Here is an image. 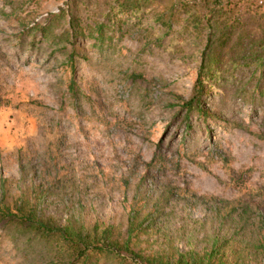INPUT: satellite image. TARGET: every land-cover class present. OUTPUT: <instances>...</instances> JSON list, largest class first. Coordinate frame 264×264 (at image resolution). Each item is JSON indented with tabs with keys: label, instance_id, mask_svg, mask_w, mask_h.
<instances>
[{
	"label": "rangeland",
	"instance_id": "rangeland-1",
	"mask_svg": "<svg viewBox=\"0 0 264 264\" xmlns=\"http://www.w3.org/2000/svg\"><path fill=\"white\" fill-rule=\"evenodd\" d=\"M128 1L141 8L140 22L111 23L117 0H0V173L16 184L21 160L26 188L58 170L43 208L63 218L82 211L88 224L112 225L120 241L136 192L173 191L182 201L167 208L171 224L199 219L202 246L216 224L212 204H197L195 193L264 206V75L226 55L223 79L204 97L208 118L187 120L179 99L192 94L206 41L188 14L204 13L202 1ZM232 1L264 11V0ZM172 6L170 32L153 16ZM245 17V31L260 37L259 23ZM100 21L108 26L98 40ZM69 251L17 224L0 229V264H68ZM89 264L131 262L96 253Z\"/></svg>",
	"mask_w": 264,
	"mask_h": 264
},
{
	"label": "trees",
	"instance_id": "trees-1",
	"mask_svg": "<svg viewBox=\"0 0 264 264\" xmlns=\"http://www.w3.org/2000/svg\"><path fill=\"white\" fill-rule=\"evenodd\" d=\"M201 1L204 13L188 14L189 17L194 15L191 19L192 28L206 32V41L200 51L201 59L197 65L198 74L192 94L189 99H179L182 102L181 108L187 113V120L196 112L204 120L208 118L210 112L205 109L204 97L213 88L216 80L223 79V58L226 55L238 57L244 66L254 67V74L264 75V11H243L232 0ZM263 3L261 1L260 5ZM246 14L254 17L261 26L260 37L252 38L245 31L243 23L245 19L249 20L245 17ZM142 16L141 8L138 9L128 0H117L106 14L111 23L118 24L124 18L127 21L140 22ZM175 17L172 6L165 12L156 13L153 20L171 32L176 25ZM107 26L106 22H99L96 39H103ZM72 27V36L77 38L79 31L74 19ZM177 33L181 36L183 34L181 29ZM231 41L232 44L228 47ZM260 85L261 81L258 80L255 90ZM185 126L186 131L192 125L186 122ZM156 155L146 163L148 166L155 161ZM19 170L20 180L16 184L11 183L13 178L0 173V229L5 230L7 226L17 224L25 231L71 244L74 251H69L65 259L68 264H89L96 253L112 254L113 257L128 260L131 264H264L263 205L236 204L216 196L206 197L195 193L197 204H212L210 214L216 224L210 241L198 246V241L194 240H197L196 228L201 225L198 224L199 219H193V222L183 223L178 227L169 220L171 211L175 209L168 211L167 208L181 203L182 200L173 199L170 196L173 191L163 193L159 192L160 188H156L153 189V194L152 189L150 191L138 186L145 195L136 192L132 199L125 237L120 241L113 236L115 229L112 225L98 221L88 224L82 211L74 210L72 215L63 218L43 208V198L54 194L52 187L54 183L60 182L58 170L53 175H50L52 171L49 170L50 179H45L46 182L39 183L34 178L26 188L20 185L25 176L21 160ZM139 195L142 196L140 199L137 198ZM178 237L182 238L181 246L175 243L174 239ZM141 243L146 245L141 246Z\"/></svg>",
	"mask_w": 264,
	"mask_h": 264
}]
</instances>
